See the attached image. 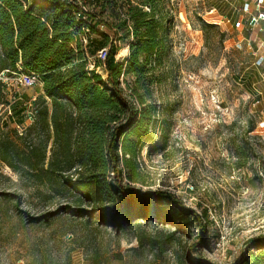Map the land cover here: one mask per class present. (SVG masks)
<instances>
[{
	"label": "rangeland",
	"instance_id": "obj_1",
	"mask_svg": "<svg viewBox=\"0 0 264 264\" xmlns=\"http://www.w3.org/2000/svg\"><path fill=\"white\" fill-rule=\"evenodd\" d=\"M168 2L167 53L152 65L145 100L150 117L131 136L136 166L125 168L119 160L117 182L175 195L185 209L204 213L205 234L142 219L140 226L115 228L92 216L58 212L68 202L87 210L91 204L48 168L52 138L35 126L32 113L41 105V83L24 87L14 75L3 79L7 97L25 109L3 130L17 155L10 157L12 167L0 162V264H237L264 243V23L252 18L258 3ZM98 29L112 39L104 25ZM127 41L120 39L121 49ZM97 61V53L87 57L90 68ZM95 69L106 77L101 63ZM44 144L42 169L24 167L18 155ZM23 212L54 214L31 222Z\"/></svg>",
	"mask_w": 264,
	"mask_h": 264
},
{
	"label": "trees",
	"instance_id": "obj_2",
	"mask_svg": "<svg viewBox=\"0 0 264 264\" xmlns=\"http://www.w3.org/2000/svg\"><path fill=\"white\" fill-rule=\"evenodd\" d=\"M168 3L0 0V162L12 167L10 157L16 154V147L8 143L3 130L25 109L18 100L8 99L9 83L3 79L21 70L33 72L39 75L43 93L38 98L40 108L32 109L34 123L47 131V139L52 138L48 168L60 173L62 185L78 199L91 204L87 210L68 202L59 206L58 212L92 216L115 228L137 227L142 219L171 225L175 231L186 227L205 234L208 222L204 213L185 209L175 195L161 190L142 192L117 182L119 160L125 168L135 164L136 144L131 136H136L150 117L145 100L152 83V65H160L167 53ZM101 24L112 32V39L98 29ZM125 38L127 52L120 59L119 41ZM103 48V64L97 61L90 68L87 57ZM99 63L105 78L95 69ZM46 144L29 146L23 158L18 155L22 165L32 171L42 169ZM67 171L69 176L62 174ZM129 180L138 181L135 176ZM5 196L17 199L14 194ZM23 214L35 222L48 221L54 213ZM174 234L170 232L166 240ZM263 249L264 243H259L237 264H264ZM176 264L193 263L178 260Z\"/></svg>",
	"mask_w": 264,
	"mask_h": 264
},
{
	"label": "built area",
	"instance_id": "obj_3",
	"mask_svg": "<svg viewBox=\"0 0 264 264\" xmlns=\"http://www.w3.org/2000/svg\"><path fill=\"white\" fill-rule=\"evenodd\" d=\"M259 6V4H262L264 2V0H255ZM254 22H259V21H264V13L262 12H257L256 16L252 17ZM97 58L101 61V63L103 64L105 58H106V49L103 48L99 51H97ZM39 75L35 74L33 72H29V71H20V73L18 74V82L21 86L24 87H33L35 86L37 83H39ZM28 119L32 120V116L31 113L28 114Z\"/></svg>",
	"mask_w": 264,
	"mask_h": 264
},
{
	"label": "bare ground",
	"instance_id": "obj_4",
	"mask_svg": "<svg viewBox=\"0 0 264 264\" xmlns=\"http://www.w3.org/2000/svg\"><path fill=\"white\" fill-rule=\"evenodd\" d=\"M126 52H127V48H125V47L122 48V49L118 52L117 57H122V56H124Z\"/></svg>",
	"mask_w": 264,
	"mask_h": 264
},
{
	"label": "crops",
	"instance_id": "obj_5",
	"mask_svg": "<svg viewBox=\"0 0 264 264\" xmlns=\"http://www.w3.org/2000/svg\"><path fill=\"white\" fill-rule=\"evenodd\" d=\"M263 3H264V2H263ZM263 3L260 4L258 7H256V8H257L256 13H257V12H262V13H264V5H263ZM261 5H262V6H261ZM261 22L264 23V21H261Z\"/></svg>",
	"mask_w": 264,
	"mask_h": 264
},
{
	"label": "water",
	"instance_id": "obj_6",
	"mask_svg": "<svg viewBox=\"0 0 264 264\" xmlns=\"http://www.w3.org/2000/svg\"><path fill=\"white\" fill-rule=\"evenodd\" d=\"M5 72H2V75H4Z\"/></svg>",
	"mask_w": 264,
	"mask_h": 264
}]
</instances>
